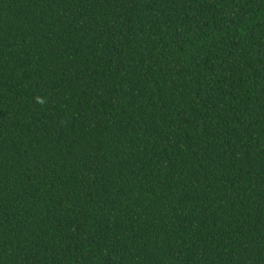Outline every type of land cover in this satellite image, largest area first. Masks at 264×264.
Masks as SVG:
<instances>
[{
	"label": "trees",
	"instance_id": "trees-1",
	"mask_svg": "<svg viewBox=\"0 0 264 264\" xmlns=\"http://www.w3.org/2000/svg\"><path fill=\"white\" fill-rule=\"evenodd\" d=\"M0 264H264V0H0Z\"/></svg>",
	"mask_w": 264,
	"mask_h": 264
}]
</instances>
